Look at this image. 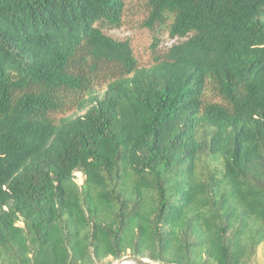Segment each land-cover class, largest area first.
<instances>
[{
  "label": "trees",
  "instance_id": "trees-1",
  "mask_svg": "<svg viewBox=\"0 0 264 264\" xmlns=\"http://www.w3.org/2000/svg\"><path fill=\"white\" fill-rule=\"evenodd\" d=\"M146 3L151 66L126 0H0V264H258L264 0Z\"/></svg>",
  "mask_w": 264,
  "mask_h": 264
},
{
  "label": "rangeland",
  "instance_id": "rangeland-1",
  "mask_svg": "<svg viewBox=\"0 0 264 264\" xmlns=\"http://www.w3.org/2000/svg\"><path fill=\"white\" fill-rule=\"evenodd\" d=\"M149 15V7L146 0H126L124 13V22L122 26L111 30H106V33L118 40H128L132 46L135 57L142 66H151L154 63L155 52L160 49H165L173 41L169 38L168 31L160 26L149 27L145 25V21ZM159 40V44L156 43ZM108 79L105 77L98 80L93 85V91L98 94H103L108 85ZM87 109L79 110L77 107L68 110L66 113H58V117L79 115L86 112ZM85 176L81 172H76V181L79 184L84 182ZM117 259L110 257L104 260L101 264L115 262ZM256 262L264 264V244L260 245L257 254Z\"/></svg>",
  "mask_w": 264,
  "mask_h": 264
},
{
  "label": "water",
  "instance_id": "water-1",
  "mask_svg": "<svg viewBox=\"0 0 264 264\" xmlns=\"http://www.w3.org/2000/svg\"><path fill=\"white\" fill-rule=\"evenodd\" d=\"M107 264H175L170 262H157L152 261L149 258L135 256V255H125L118 258L115 262H108Z\"/></svg>",
  "mask_w": 264,
  "mask_h": 264
}]
</instances>
